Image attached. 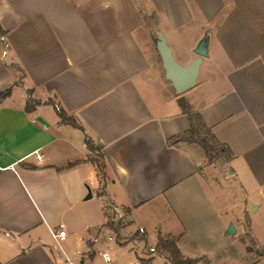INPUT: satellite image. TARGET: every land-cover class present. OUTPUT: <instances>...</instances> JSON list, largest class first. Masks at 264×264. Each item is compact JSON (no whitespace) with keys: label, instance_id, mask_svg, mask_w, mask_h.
Here are the masks:
<instances>
[{"label":"crops","instance_id":"crops-1","mask_svg":"<svg viewBox=\"0 0 264 264\" xmlns=\"http://www.w3.org/2000/svg\"><path fill=\"white\" fill-rule=\"evenodd\" d=\"M0 30V264H169L147 253L160 237L224 264L245 232L264 250V0H0ZM158 35L183 67L207 38L181 95ZM180 98L231 159L169 143L190 126Z\"/></svg>","mask_w":264,"mask_h":264},{"label":"trees","instance_id":"trees-1","mask_svg":"<svg viewBox=\"0 0 264 264\" xmlns=\"http://www.w3.org/2000/svg\"><path fill=\"white\" fill-rule=\"evenodd\" d=\"M2 31L0 30V34ZM10 95V89L0 93V102L6 99ZM178 103L184 112L187 115L189 121V129L182 135L173 138L169 141L170 144L177 142H186L189 144H197L202 151L204 152L205 158L208 162L212 163L218 159H224L228 161L231 159L232 155L228 148L220 144L214 137L211 129L208 128L202 121L201 117L197 113H192L190 106L184 98H180ZM32 101H28L26 105V111L32 110ZM58 116L63 123H67L75 128L81 129L77 121L71 117H68L67 114L59 110ZM86 145L90 151L93 150L92 144L89 141H86ZM71 164L69 166H73ZM155 251L158 253L166 254L169 264H204L205 262L201 259H183L180 255L177 247L175 238L160 237L158 239Z\"/></svg>","mask_w":264,"mask_h":264},{"label":"water","instance_id":"water-1","mask_svg":"<svg viewBox=\"0 0 264 264\" xmlns=\"http://www.w3.org/2000/svg\"><path fill=\"white\" fill-rule=\"evenodd\" d=\"M156 49L160 55L162 68L164 70L165 79L170 82L174 91L181 95L191 89L196 84L198 69L203 57L207 56V38H203L197 45L194 53L197 57L188 65L181 66L173 58L170 48L167 46L165 38L161 35L157 36ZM91 197L88 194L87 198ZM254 208H251L253 210ZM236 230L232 224L228 226L227 233L235 234Z\"/></svg>","mask_w":264,"mask_h":264},{"label":"rangeland","instance_id":"rangeland-1","mask_svg":"<svg viewBox=\"0 0 264 264\" xmlns=\"http://www.w3.org/2000/svg\"><path fill=\"white\" fill-rule=\"evenodd\" d=\"M68 116V114H67ZM70 117V116H68ZM72 118V117H71ZM93 147V145H92ZM92 158L93 161L96 163L98 170L101 171L102 168V157L100 152L93 147L92 150ZM107 214V220L110 225L114 229H118L122 224H124V218L125 211L123 209L114 207V206H108V210L106 211ZM123 215V216H122ZM122 216V218H121ZM114 238L118 241H121V239L118 238L117 235H114ZM242 243V250H241V256L238 254V252L235 255H228L226 258V262L224 264H256L261 261V257L264 256V250L255 249L254 244L249 240L247 232H245L241 238ZM124 242V241H123ZM147 249V248H146ZM148 253V250H147Z\"/></svg>","mask_w":264,"mask_h":264},{"label":"built area","instance_id":"built-area-1","mask_svg":"<svg viewBox=\"0 0 264 264\" xmlns=\"http://www.w3.org/2000/svg\"><path fill=\"white\" fill-rule=\"evenodd\" d=\"M0 42L3 43V46H4L3 55L5 56V55H6V49L8 48V45L6 44L5 39H4L3 36H0ZM56 110L59 111L58 107H56ZM34 155H35V158H36V159H40V158H41V156L38 155L37 152H35ZM122 216H123V215H122ZM122 216H121V218H122ZM123 218H124V216H123ZM138 233H139L140 235H143V234H144V230L140 228V229H138ZM65 236H66V232H65L63 229H59V230H58L56 233H54V235H53V237H54L55 239L59 240V241L64 240ZM109 239L112 240L113 238H112V237H109ZM148 253H149V254H155L156 251H155L154 248H148ZM103 257H104V259H105L106 261H109V256H108L107 253H104V254H103ZM134 264H140V262H139V261H136Z\"/></svg>","mask_w":264,"mask_h":264}]
</instances>
